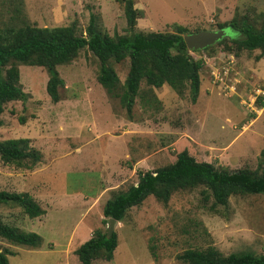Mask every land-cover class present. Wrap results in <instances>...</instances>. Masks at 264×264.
<instances>
[{
  "label": "rangeland",
  "instance_id": "obj_1",
  "mask_svg": "<svg viewBox=\"0 0 264 264\" xmlns=\"http://www.w3.org/2000/svg\"><path fill=\"white\" fill-rule=\"evenodd\" d=\"M132 1L143 13L135 31L172 32L173 23L189 32L215 30L218 22L241 15L255 27L264 22V0ZM90 14L109 35L128 32L120 0H0V30L23 22L41 27L74 22L84 35ZM227 28L225 37L237 35ZM220 47L189 51L201 65L193 102L187 90L179 95L165 84L150 90L142 81L130 117L116 97L120 90L107 94L96 81L98 62L85 48L56 66L64 84L55 103L45 93L44 68L17 63L28 97L3 104L0 140L26 137L40 159L28 169L0 161V190L33 194L46 214L36 226L20 207L0 203V220L37 233L46 247L59 245L49 252L0 238V249L11 253L8 264H80L73 250L94 229L106 230L104 202L135 183L138 172L170 163L182 149L215 167L256 168L264 149V55L241 49L234 56ZM212 66L226 83L236 81L231 94L213 80ZM113 68L121 83L127 60ZM199 190L176 191L166 203L149 195L128 208L113 227L112 259L90 264H185L178 254L206 244L222 254H264V194L230 196L227 207L212 212L202 205Z\"/></svg>",
  "mask_w": 264,
  "mask_h": 264
},
{
  "label": "trees",
  "instance_id": "obj_2",
  "mask_svg": "<svg viewBox=\"0 0 264 264\" xmlns=\"http://www.w3.org/2000/svg\"><path fill=\"white\" fill-rule=\"evenodd\" d=\"M120 1L128 30L124 34H107L98 26L93 14L89 15L84 35L77 32L74 22L51 27L23 22L19 26L1 29L0 114L4 103L13 100L23 102L28 97L19 84L17 63L44 68L47 75L45 93L55 103L60 99L59 88L64 84L56 66L70 62L83 48L98 62L95 78L101 88L110 95H113L115 88L120 90L116 97L128 117L142 81L150 86L148 89L165 84L179 95L187 90L193 102L199 91L201 65L189 53L198 50H188L183 42L182 35L189 33L187 28L173 23L172 32L135 31L133 27L136 19L142 16V11L134 7L132 0ZM223 27L231 28L237 35L222 37L202 50L220 45L223 51L232 52L234 56L241 49L259 50L257 58L264 55V22L260 27H255L246 15H241L217 23V28ZM123 60H127V70L123 81L119 83L113 63ZM18 122L23 123V119L18 117ZM28 142L26 137L0 140L1 163L26 169L34 166L39 162L40 154L30 148ZM192 188H200L202 205L212 212H216L218 206L227 207L230 196L264 194V149L259 152L254 170L215 167L209 162L197 161L187 150L182 149L170 163L138 172L135 183L109 197L101 207L102 222L107 224L108 218L121 221L128 208L139 205L149 195L166 203L174 192ZM0 203L20 207L28 218L44 213L26 191L1 189ZM105 233V229H94L91 236L73 250L80 264H90L91 260L97 258L105 261L112 259L116 234L112 231L110 237L106 238ZM0 238L13 245L29 248L37 247L41 242L37 233L23 231L1 220ZM6 254L11 253L0 249V264H8ZM176 258L185 264H264L263 253L241 251L222 254L211 244L188 247Z\"/></svg>",
  "mask_w": 264,
  "mask_h": 264
},
{
  "label": "water",
  "instance_id": "obj_3",
  "mask_svg": "<svg viewBox=\"0 0 264 264\" xmlns=\"http://www.w3.org/2000/svg\"><path fill=\"white\" fill-rule=\"evenodd\" d=\"M228 28H217L215 30H208V29H200L195 32H189L182 35L183 42L185 47L188 50H201L206 46L212 45L217 40L221 39L225 36H230L228 34ZM116 221L112 218L107 219L106 225V238L110 237L113 227Z\"/></svg>",
  "mask_w": 264,
  "mask_h": 264
},
{
  "label": "crops",
  "instance_id": "obj_4",
  "mask_svg": "<svg viewBox=\"0 0 264 264\" xmlns=\"http://www.w3.org/2000/svg\"><path fill=\"white\" fill-rule=\"evenodd\" d=\"M32 195V197L35 199L36 197L33 195V194H31ZM41 199V198H40ZM41 200H45V198H43V199H41ZM36 201H38V199H36ZM46 201V200H45ZM49 206V205H48ZM43 210H45L44 208H42ZM44 214H46L45 212L43 213V214H41L40 216H38V217H34L33 219L36 221V223H37V225L36 226H39L40 225V223H39V221H40V219H41V217L44 215ZM27 219H28V217H27ZM31 224H34V223H32V222H30V221H28V225H29V227H31V228H33V226H31ZM42 225V224H41ZM34 229V228H33ZM31 232H33V231H31ZM81 237H84V235L82 234L81 235ZM40 239H41V242H40V244L37 246V248H40V249H42V250H44V251H49V252H52V250L54 249V248H56L59 244L57 243L56 245H54V243L53 244H51V246H49V247H46V246H44V244H45V242H44V240H42V237H40ZM51 239V238H50ZM83 240L84 239H82L81 241L83 242ZM85 241V240H84ZM36 248V247H35ZM26 250H29V251H31V249H26ZM32 252V251H31ZM54 264V263H53Z\"/></svg>",
  "mask_w": 264,
  "mask_h": 264
},
{
  "label": "built area",
  "instance_id": "obj_5",
  "mask_svg": "<svg viewBox=\"0 0 264 264\" xmlns=\"http://www.w3.org/2000/svg\"><path fill=\"white\" fill-rule=\"evenodd\" d=\"M214 64V62H212ZM211 65V62L209 64V67ZM227 71V70H226ZM211 72H212V77H213V80L214 81H219L220 84H222V89L224 90V92H227V93H230V92H233V85L235 84V80L233 82H230V83H226L224 81V75H219L218 71L215 69L214 66L211 67ZM228 84H231V85H228ZM231 94V93H230Z\"/></svg>",
  "mask_w": 264,
  "mask_h": 264
}]
</instances>
